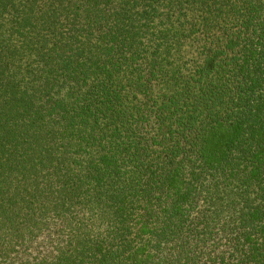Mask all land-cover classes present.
I'll list each match as a JSON object with an SVG mask.
<instances>
[{
	"label": "trees",
	"instance_id": "obj_1",
	"mask_svg": "<svg viewBox=\"0 0 264 264\" xmlns=\"http://www.w3.org/2000/svg\"><path fill=\"white\" fill-rule=\"evenodd\" d=\"M0 264H264V0H0Z\"/></svg>",
	"mask_w": 264,
	"mask_h": 264
}]
</instances>
